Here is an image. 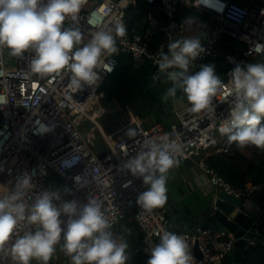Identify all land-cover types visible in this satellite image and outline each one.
I'll return each instance as SVG.
<instances>
[{"label": "built area", "instance_id": "1", "mask_svg": "<svg viewBox=\"0 0 264 264\" xmlns=\"http://www.w3.org/2000/svg\"><path fill=\"white\" fill-rule=\"evenodd\" d=\"M134 2L86 0L77 19L66 18L63 27L79 28L82 43L77 47L88 43L96 31L112 29L115 36V25L118 22L124 24L126 11ZM143 2L146 4L144 19L149 29L145 33L132 29L124 37H116L119 53L132 58L144 55L148 62L158 66L161 54H168V46L165 51V41L161 40L156 48L149 49L147 36L155 30L165 31L168 44L190 38L178 17V10L182 6L189 8L194 15L199 38L205 48V52L193 61L190 70H197L208 59L221 55L228 63L223 86L212 100L213 110L195 113L190 111L191 105L186 101L185 106L175 112L178 126L173 129L157 122L144 126L128 105L124 106V117L119 119L113 132L106 133L101 129L98 119L105 112V107L101 103L99 90L118 66L115 55L102 57L103 63L97 69L100 76L97 85H84L82 89L74 90L70 86L71 73L66 70L43 76L31 73L30 63L34 56L31 50L20 56H12L7 48L0 49V196L16 190L18 178L28 173L32 176V187L23 198L28 205L45 189L59 191L64 201L77 200L83 204L87 199H95L112 224L114 235L128 243V259L139 255L149 257L162 231L173 232L166 225L163 208L149 211L137 204V197L148 186L142 178L133 177L123 168L128 159L140 151H147L146 142L159 143L167 136L169 142L179 145L176 158L180 163L192 160L210 185L242 198L246 212L250 196L262 189L257 184H247L243 188L233 186L217 174L206 160L209 153L229 152L233 143L219 131L229 121L233 106L234 95L230 94L233 87L232 69L237 64L244 68L247 64L264 63V0H247L246 3L240 0ZM224 35L242 42L244 47L222 54L218 43ZM160 75L154 73L157 81ZM180 94L184 95L182 91ZM36 120L51 127L52 131L37 134ZM83 122L90 125L84 128ZM128 129L135 130L136 135L128 136ZM96 132L101 137L102 146L96 145ZM72 155L79 156L80 160L70 168L62 167V162ZM76 176L83 177L81 185L74 181ZM28 214L26 210L25 215ZM122 220L127 224L119 229L118 224ZM37 227L27 220L22 221L6 247L10 248L18 236L26 231H35ZM137 233L141 237L140 243H137L138 235L134 239ZM177 234L186 238L192 264H223L235 241L233 234L222 227L208 226L201 231L198 228ZM255 243L249 241L247 246ZM62 244L61 239L56 250H59L63 264H72ZM195 244L200 257L193 252ZM0 264L15 262L10 254H0Z\"/></svg>", "mask_w": 264, "mask_h": 264}, {"label": "clouds", "instance_id": "2", "mask_svg": "<svg viewBox=\"0 0 264 264\" xmlns=\"http://www.w3.org/2000/svg\"><path fill=\"white\" fill-rule=\"evenodd\" d=\"M85 3L86 0H0V49L7 48L12 56L31 50V73L43 76L66 70L71 73L70 86L74 90L97 85L102 57L118 53L116 37H124L127 29L118 22L115 36L112 29L96 31L88 43L77 47L82 43L81 31L63 25L66 18L75 21ZM186 20L196 23L192 17ZM168 49L158 62L160 72L166 73L172 83L163 99L175 97L180 90L191 105L190 111L213 110V97L223 86L214 66L203 65L199 71H189L193 61L205 52L199 36L173 41ZM231 76L233 106L229 121L219 131L238 147L264 150V63L247 64L244 68L237 64ZM35 124L37 134L52 131L39 120ZM126 134L133 137L136 132L128 129ZM146 147L147 151L128 159L123 168L148 186L137 197V204L151 211L167 203L166 183L169 170L179 166V145L165 136L159 143L146 142ZM79 160V156L72 155L62 162V167L70 168ZM82 180L81 176L74 177L78 185ZM31 181L32 176L24 173L17 180L16 190L0 196V254H10L15 264H30L32 260L49 264L62 239V249L72 264H126L128 243L114 235L97 200L87 199L83 204L64 201L59 191L45 189L28 205L23 198L32 187ZM26 210L30 213L27 216ZM25 220L38 227L24 232L10 248L6 247ZM147 264H192L186 238L162 231L159 242L149 252Z\"/></svg>", "mask_w": 264, "mask_h": 264}, {"label": "trees", "instance_id": "3", "mask_svg": "<svg viewBox=\"0 0 264 264\" xmlns=\"http://www.w3.org/2000/svg\"><path fill=\"white\" fill-rule=\"evenodd\" d=\"M145 10L146 4L143 0H135V2L129 6L124 17V24L128 32L132 29L140 33L148 31V24L144 19ZM147 41L150 45L149 49H154L157 44L160 43L161 39L153 33L147 36ZM242 47H244L242 42L232 39L227 35H224L218 43V48L222 54L239 50ZM114 55L118 58V66L115 71L102 83L99 90V92L103 94V101L107 104L109 101L111 102L121 98V86L123 85L122 82H124V73L128 69L133 70V83L135 85H138V80L147 73L144 70V67H135L132 62L128 65L126 61L120 57L124 54L118 52ZM203 65H213L215 73L220 77L221 81L225 78V71L228 68V63L223 55L210 58L205 61ZM147 67L149 68L150 66L147 65ZM199 70L200 68L189 71L195 72ZM149 73H152V71H149ZM176 95H178V93H176ZM123 105L126 104L124 103ZM173 106L174 105L169 98L167 99V103L157 101L151 107L155 114L154 119H149L150 122L144 120V126H150L152 123L157 122L161 123L166 128H171V122L169 119L175 115ZM133 110L136 116L143 117L142 113L137 108H134ZM142 117L140 118L143 119ZM206 162L217 174L224 177L233 186L243 188L247 184H257L261 185V191H264V150H259L254 146H245L241 148L233 142L230 146L229 152L209 153ZM186 213L187 212L183 211L182 216L177 208L172 205V212L167 210L165 211L167 227L173 230H183L182 219ZM129 224L135 227L133 222H130ZM148 258L149 257L146 255H139L128 259L126 264H147ZM223 264H230L228 256L225 258ZM242 264H264V245L261 243H255L254 245L247 246L243 250Z\"/></svg>", "mask_w": 264, "mask_h": 264}, {"label": "crops", "instance_id": "4", "mask_svg": "<svg viewBox=\"0 0 264 264\" xmlns=\"http://www.w3.org/2000/svg\"><path fill=\"white\" fill-rule=\"evenodd\" d=\"M240 1L243 3L247 2V0ZM178 17L181 22L184 23L187 29V34L190 37L200 35L196 23L186 20L188 17H192L194 20V15L191 13L189 8L181 6L178 10ZM182 97L173 106L174 114L176 111L181 110L185 106L187 99ZM85 124L86 122H83V127H88ZM168 176L169 178L166 183V187L168 189V200L162 208L165 211L167 210L172 212V205H174L181 215L183 211L187 212L182 219V231L197 230L205 223L210 227H220L216 226L210 217L209 211L211 195L219 192L220 190L207 182L206 177L199 171L192 160L189 159L183 163L179 162L178 167L169 170ZM246 210H248L251 214H257L262 210L264 211L263 190L250 196ZM137 235L138 233L134 236L135 240ZM30 264H39V262L32 260ZM49 264H63L59 250L55 251L53 257L49 261Z\"/></svg>", "mask_w": 264, "mask_h": 264}, {"label": "water", "instance_id": "5", "mask_svg": "<svg viewBox=\"0 0 264 264\" xmlns=\"http://www.w3.org/2000/svg\"><path fill=\"white\" fill-rule=\"evenodd\" d=\"M162 41H165V51L168 46V37L165 31L155 30L154 32ZM180 38V36L178 37ZM177 38H173L175 40ZM144 61V62H143ZM134 64H139L135 67H142L149 65L152 69V73L145 74L138 80V86L142 90H147L154 87L157 84V80L154 77V73L163 74L160 72L157 65H152L146 59V56L142 55L140 58L133 59ZM110 106L114 107L115 102L111 101ZM85 135L83 134V137ZM243 199L228 194L223 190L217 193H213L210 198L209 211L210 217L216 224L233 234L235 239L232 249L228 253L230 264H242L243 250L248 245L249 241L264 244V211H260L257 214H251L246 212L243 208ZM135 208L133 212H135ZM208 227V224L200 226L199 230H203ZM173 232L181 233V229H174ZM141 237L138 234L137 243H140ZM193 252L196 256L200 257V253L197 249V244L193 247Z\"/></svg>", "mask_w": 264, "mask_h": 264}, {"label": "rangeland", "instance_id": "6", "mask_svg": "<svg viewBox=\"0 0 264 264\" xmlns=\"http://www.w3.org/2000/svg\"><path fill=\"white\" fill-rule=\"evenodd\" d=\"M120 57L123 58L128 65H130L131 62L133 63V59L127 55H122ZM143 67L145 68L144 69L145 71L151 70V68L150 67L148 68L146 65L142 66V68ZM122 83L123 85L121 86L122 87L121 98L113 100L115 102L114 107L110 106L109 103L110 101L107 104L105 101H103V99H101V103L105 107V112L98 119V123L101 129L104 130L106 133L113 132L118 126L119 119L124 117V109H125L124 107L125 105H123L124 103L129 106L132 112L134 111L133 110L134 108H137L142 113L143 117L138 116V118L142 121V123L144 120L150 122L149 119H154L155 117V114L151 109V107L157 101L160 102L162 101L164 103H167V100H164L163 97L165 96L167 90L170 87H172L171 81H169L167 79V75L163 73L160 75L159 80L157 81V84L154 87L144 91L138 85H135L133 83V70L130 69H128L124 73V82ZM177 93L178 95H176L175 97H169L173 105L177 101H179V99L182 97L181 96L182 94L181 95L179 94V90L177 91ZM101 97L103 98V94H101ZM182 98L186 99L184 95ZM140 117H142L143 119H141ZM169 120L171 122V129L176 128L178 126V119L175 115L172 116L171 119ZM85 125L89 126L90 123L86 122ZM94 138L96 141V145L102 146L101 137H99V134L97 132L95 133ZM126 224H127L126 221L122 220L118 224V228L123 229L124 225Z\"/></svg>", "mask_w": 264, "mask_h": 264}, {"label": "flooded vegetation", "instance_id": "7", "mask_svg": "<svg viewBox=\"0 0 264 264\" xmlns=\"http://www.w3.org/2000/svg\"><path fill=\"white\" fill-rule=\"evenodd\" d=\"M149 71H152V70H149ZM149 71H146L147 72L146 74H150Z\"/></svg>", "mask_w": 264, "mask_h": 264}, {"label": "bare ground", "instance_id": "8", "mask_svg": "<svg viewBox=\"0 0 264 264\" xmlns=\"http://www.w3.org/2000/svg\"><path fill=\"white\" fill-rule=\"evenodd\" d=\"M227 256H228V254H227Z\"/></svg>", "mask_w": 264, "mask_h": 264}]
</instances>
